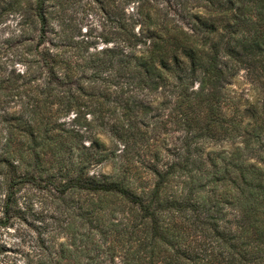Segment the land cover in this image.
I'll use <instances>...</instances> for the list:
<instances>
[{"label": "trees", "instance_id": "obj_1", "mask_svg": "<svg viewBox=\"0 0 264 264\" xmlns=\"http://www.w3.org/2000/svg\"><path fill=\"white\" fill-rule=\"evenodd\" d=\"M70 1L0 0L6 219L29 186L72 218L66 264H264V0H93L97 36Z\"/></svg>", "mask_w": 264, "mask_h": 264}, {"label": "rangeland", "instance_id": "obj_2", "mask_svg": "<svg viewBox=\"0 0 264 264\" xmlns=\"http://www.w3.org/2000/svg\"><path fill=\"white\" fill-rule=\"evenodd\" d=\"M66 7L62 19L66 24L78 27L83 34L97 36L104 29L103 13L93 0H72ZM134 10L130 5L129 9ZM20 19L13 17L6 24L0 26V41L18 34ZM78 39V38H77ZM100 49L102 43H97ZM16 68L21 73L26 72L25 65L18 64ZM234 95L242 100L253 99L256 91L251 89L243 74H240L231 86ZM224 147L230 148L228 144ZM212 148V147H211ZM214 148H221L220 145ZM109 167L96 169L97 172H108ZM3 176L0 170V260L7 264H66L61 260V245L68 243L71 236L68 234L69 217L65 205L61 204L46 189H22L16 194L13 210L7 220L4 215ZM16 210V211H14ZM7 220V221H5Z\"/></svg>", "mask_w": 264, "mask_h": 264}]
</instances>
